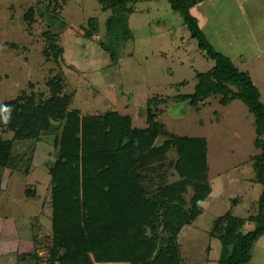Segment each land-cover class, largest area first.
<instances>
[{
    "label": "rangeland",
    "instance_id": "1",
    "mask_svg": "<svg viewBox=\"0 0 264 264\" xmlns=\"http://www.w3.org/2000/svg\"><path fill=\"white\" fill-rule=\"evenodd\" d=\"M38 1L0 0V104H55L79 109L84 117L119 110L137 114L136 125L146 126L149 97L193 93L196 75L215 65L199 49L183 17L168 0L136 4L129 19L134 38L120 58L112 57L100 44L106 40L111 12L104 10L99 0H67L60 15L44 12L47 0L40 5ZM38 6L45 13L44 20L38 16ZM192 12L212 44L251 73L264 102V0H203ZM92 17L99 20L100 31L94 38L85 37L78 29L87 26ZM48 27L64 48L60 64L54 61ZM218 99L210 98L200 110L188 106V101L173 104L170 100L167 108L161 105L166 111L160 120L170 131L207 142L212 192L204 202L205 212L184 227L178 238L179 251L188 264H217L221 244L209 237L215 219L239 196L242 201L233 208L235 214L246 216L250 209L255 211L262 189L252 182L253 157L261 152L254 145V116L241 100L223 106ZM184 107L186 112L182 113ZM11 136L12 132L6 135ZM52 140L48 136L39 142L31 174H12L0 197V264H17V253L33 251L32 235L38 226L45 230L52 226L50 210L42 214L51 183L48 162ZM30 142L22 141L18 146L25 149ZM197 145L205 146L202 142ZM29 183L37 184L34 198L24 195ZM76 239L96 264L142 262L152 244L140 241L133 253L93 250L82 227ZM48 244L42 239L37 245L41 264H50ZM208 244L213 247L209 253ZM248 264H264V241L254 249Z\"/></svg>",
    "mask_w": 264,
    "mask_h": 264
},
{
    "label": "trees",
    "instance_id": "2",
    "mask_svg": "<svg viewBox=\"0 0 264 264\" xmlns=\"http://www.w3.org/2000/svg\"><path fill=\"white\" fill-rule=\"evenodd\" d=\"M44 1L39 0L38 4ZM140 1L154 0H99L102 8L111 12L106 22V40L100 44L114 58H120L134 38L129 19ZM168 2L183 17L199 49L215 65L196 75L193 93L149 97L146 126L136 125L137 114L119 110L84 117L79 109L55 104H0V197L12 174H31L39 142L48 136L53 138L48 162L51 183L42 204V214L50 210L52 226L49 230L38 226L39 230L32 235L33 251L17 253V264H41L37 245L42 239L49 243L46 246L50 264H96L92 254L76 239L81 227L93 250L133 253L140 241H150L155 250L150 246L147 259L137 264H188L179 251L178 238L184 227L194 224L205 212L204 202L212 192L207 142L170 131L160 117L170 100L173 104L188 101V106L200 110L214 97H219L223 106L241 100L254 116L257 136L254 145L261 152L253 157L252 182L262 187L256 209H250L246 216L235 214L233 208L242 201L240 196L235 197L231 208L217 216L209 232V237L221 244L217 264L250 262L257 242L264 235L261 92L251 73L242 70L208 39L192 12L203 0ZM66 3L67 0H47L44 12L60 15ZM37 12L44 20L40 6ZM78 31L94 38L100 31L99 20L90 18L88 25H82ZM48 33L55 62L60 64L64 48L56 42L50 27ZM162 104L166 107L162 108ZM9 132L12 136L6 137ZM26 140L31 142L21 149L18 144ZM159 140L162 142L158 143ZM200 142L205 146L197 145ZM37 194L36 183L25 187V197L34 198ZM212 248L207 245L208 253Z\"/></svg>",
    "mask_w": 264,
    "mask_h": 264
},
{
    "label": "crops",
    "instance_id": "3",
    "mask_svg": "<svg viewBox=\"0 0 264 264\" xmlns=\"http://www.w3.org/2000/svg\"><path fill=\"white\" fill-rule=\"evenodd\" d=\"M47 31H48V29H47ZM54 61H55V60H54ZM263 241H264V236L260 238V240L258 241V244L256 245V247H258L259 244H261V242H263ZM256 247H255V248H256Z\"/></svg>",
    "mask_w": 264,
    "mask_h": 264
},
{
    "label": "water",
    "instance_id": "4",
    "mask_svg": "<svg viewBox=\"0 0 264 264\" xmlns=\"http://www.w3.org/2000/svg\"><path fill=\"white\" fill-rule=\"evenodd\" d=\"M187 104H188V102H187ZM186 112V108L184 107L183 109H182V113H185Z\"/></svg>",
    "mask_w": 264,
    "mask_h": 264
}]
</instances>
